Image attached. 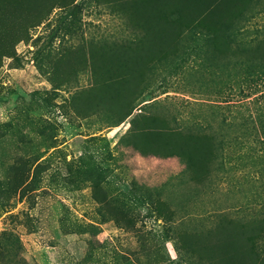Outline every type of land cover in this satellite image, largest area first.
I'll use <instances>...</instances> for the list:
<instances>
[{
  "label": "rangeland",
  "instance_id": "obj_1",
  "mask_svg": "<svg viewBox=\"0 0 264 264\" xmlns=\"http://www.w3.org/2000/svg\"><path fill=\"white\" fill-rule=\"evenodd\" d=\"M35 3L0 59V264H264V58L247 52L264 0Z\"/></svg>",
  "mask_w": 264,
  "mask_h": 264
},
{
  "label": "trees",
  "instance_id": "obj_2",
  "mask_svg": "<svg viewBox=\"0 0 264 264\" xmlns=\"http://www.w3.org/2000/svg\"><path fill=\"white\" fill-rule=\"evenodd\" d=\"M35 1L42 0H0V59L3 57H12L15 59L18 58L15 49L16 45L28 37L31 26L37 25L31 24V9L36 4ZM62 1L64 2L65 0ZM74 1L75 0H72V2ZM242 13L243 12L240 14ZM161 21H163V19ZM161 21L159 23L160 25ZM162 25L165 27L163 23ZM219 26L221 25L215 24L208 28L210 30L211 45L214 46V49L219 54L222 50V48H219L220 43L225 45V52L232 55L237 54L239 49L231 48L234 37L232 36V31L230 32V29H232L230 28V24L225 28L223 27L224 30L221 28H213ZM150 32L152 33L153 31L150 30ZM247 52L250 54V56H261V58H264V37L261 38L255 46L248 48ZM252 71H250V74H252ZM247 74L249 75V72H247ZM136 85L137 81L132 85L131 88L136 87ZM98 99L100 100V97ZM105 100H107V96L105 97ZM194 139L195 140H192V144L197 152L196 154L201 157L200 160L202 163L204 159H209V156L212 154L214 144L210 136H202V138L196 137ZM202 172L203 169H201L198 175L196 174V177H201L205 171L203 173Z\"/></svg>",
  "mask_w": 264,
  "mask_h": 264
}]
</instances>
